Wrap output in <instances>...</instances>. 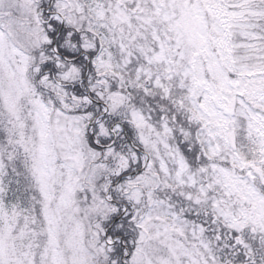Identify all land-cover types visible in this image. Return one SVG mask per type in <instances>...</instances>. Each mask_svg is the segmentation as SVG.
Here are the masks:
<instances>
[{
	"label": "snow or ice",
	"instance_id": "obj_1",
	"mask_svg": "<svg viewBox=\"0 0 264 264\" xmlns=\"http://www.w3.org/2000/svg\"><path fill=\"white\" fill-rule=\"evenodd\" d=\"M0 264H264V0H0Z\"/></svg>",
	"mask_w": 264,
	"mask_h": 264
}]
</instances>
